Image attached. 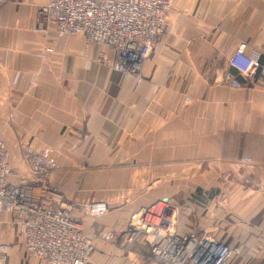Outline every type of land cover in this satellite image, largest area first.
I'll return each mask as SVG.
<instances>
[{"label": "crops", "instance_id": "obj_1", "mask_svg": "<svg viewBox=\"0 0 264 264\" xmlns=\"http://www.w3.org/2000/svg\"><path fill=\"white\" fill-rule=\"evenodd\" d=\"M45 2L0 0V128L50 147L49 191L109 203L102 218H84L93 231H119L113 243L96 240L92 260L157 264L125 225L132 211L169 198L180 203V229L236 248L234 264H264V0H173L153 51L127 74L102 58L114 57L106 47L35 30ZM240 42L258 62L231 87L218 72ZM3 234L9 264H43Z\"/></svg>", "mask_w": 264, "mask_h": 264}, {"label": "built area", "instance_id": "obj_2", "mask_svg": "<svg viewBox=\"0 0 264 264\" xmlns=\"http://www.w3.org/2000/svg\"><path fill=\"white\" fill-rule=\"evenodd\" d=\"M172 5L173 0H46L39 7L41 25L35 30L48 34L52 27L59 38L79 35L86 44L110 49L114 55L111 62L104 55L102 58L115 70L137 73L164 32ZM52 50L50 45L44 46L41 57L47 59ZM257 62L258 53L247 52L245 43L240 42L226 67L218 72L220 80L240 87L238 75H251ZM241 160L248 162L250 158ZM25 163L28 178L14 181L7 149L0 138V214L14 217L25 255L43 264H96L91 258L96 240L113 243L119 231H93L84 218L92 222L102 218L109 203L69 201L45 190L56 168L47 147L26 151ZM179 212L169 198L132 211L125 225L129 240L147 244L157 264H234L239 255L236 248L211 233L180 229ZM9 252V246L0 243V264H9Z\"/></svg>", "mask_w": 264, "mask_h": 264}, {"label": "rangeland", "instance_id": "obj_3", "mask_svg": "<svg viewBox=\"0 0 264 264\" xmlns=\"http://www.w3.org/2000/svg\"><path fill=\"white\" fill-rule=\"evenodd\" d=\"M2 124L3 123L0 122L1 126H2ZM5 127H8V125L5 124ZM13 134L14 133L9 132L8 129L0 128V138L2 139L3 142L5 141L4 143H5V146L7 149V158L9 160L10 165H11L12 170H13L12 179L14 181H19L21 178H24V177L28 178V170H27L26 163H25L26 151L31 150V149H34L36 151H40V150L44 149L45 147H47L50 150V147H48V146L36 147V146H33L31 144H28V143H18V140H15L14 138H12ZM3 136L6 138H4ZM8 137L10 139L12 138V141L14 142L12 145L8 144L9 143ZM50 156L53 159V157L51 155V150H50ZM54 170H53V172H54ZM51 177H52V175H51ZM51 177H50V179H51ZM49 182H50V180L48 181V183L46 185L47 189H45V190H49V188H48ZM155 184H156L155 180L149 181L147 186H146L147 191H150L151 189H153ZM195 197L197 198V200L199 202L209 203V202H207V199L204 198L203 195H201V194L195 195ZM174 204L177 207H179V205H180V203L179 204L174 203ZM179 210H180V207H179ZM5 215H8V218H4V216L2 214H0V241H7L6 239L3 238V235H4L3 233H10V234H13L12 243H17L19 235H18L17 226L15 224V219H14V217H12L9 214H5ZM6 229H7V231H6ZM241 257H243V258H241ZM241 257L239 258L240 264H245L247 258H244V256H241Z\"/></svg>", "mask_w": 264, "mask_h": 264}, {"label": "trees", "instance_id": "obj_4", "mask_svg": "<svg viewBox=\"0 0 264 264\" xmlns=\"http://www.w3.org/2000/svg\"><path fill=\"white\" fill-rule=\"evenodd\" d=\"M242 77L241 75H238V78Z\"/></svg>", "mask_w": 264, "mask_h": 264}, {"label": "bare ground", "instance_id": "obj_5", "mask_svg": "<svg viewBox=\"0 0 264 264\" xmlns=\"http://www.w3.org/2000/svg\"><path fill=\"white\" fill-rule=\"evenodd\" d=\"M11 169H12V167H11ZM13 171V170H12Z\"/></svg>", "mask_w": 264, "mask_h": 264}]
</instances>
